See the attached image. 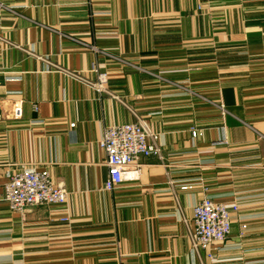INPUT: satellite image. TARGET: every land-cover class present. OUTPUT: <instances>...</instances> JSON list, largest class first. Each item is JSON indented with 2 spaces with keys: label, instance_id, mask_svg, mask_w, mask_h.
Here are the masks:
<instances>
[{
  "label": "crops",
  "instance_id": "1",
  "mask_svg": "<svg viewBox=\"0 0 264 264\" xmlns=\"http://www.w3.org/2000/svg\"><path fill=\"white\" fill-rule=\"evenodd\" d=\"M125 123L159 133L161 157L110 191L100 140ZM23 167L67 202L10 209ZM206 195L240 209L195 251ZM0 264H264V0H0Z\"/></svg>",
  "mask_w": 264,
  "mask_h": 264
},
{
  "label": "built area",
  "instance_id": "2",
  "mask_svg": "<svg viewBox=\"0 0 264 264\" xmlns=\"http://www.w3.org/2000/svg\"><path fill=\"white\" fill-rule=\"evenodd\" d=\"M92 49L97 50L95 46H92ZM104 67L98 61H94L91 66L97 80L89 81V84L99 92L106 90L108 82V73ZM22 115V104L17 103L14 117L21 118ZM70 126L74 128L75 123ZM192 133L196 136L197 130H193ZM159 140L160 134L142 123L105 126L100 140V146L106 153L108 168L105 189L114 190L125 180L130 179L132 175L129 167L137 164L141 157L152 155L161 157ZM67 198L68 190L64 186L56 185L47 169L23 167L8 175L4 187V199L10 209L15 211L23 212L36 206L64 205ZM239 209L240 205L237 202H218L210 195L197 202L193 207L194 231L191 236L193 250H211L215 244L225 242L232 229L231 214ZM60 219L69 220L66 215ZM243 228H246V225H243ZM209 256L212 257V254Z\"/></svg>",
  "mask_w": 264,
  "mask_h": 264
}]
</instances>
